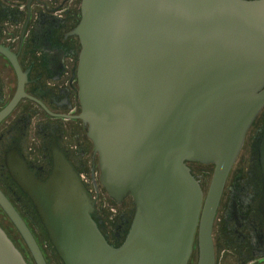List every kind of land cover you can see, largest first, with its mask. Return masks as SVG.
<instances>
[{
    "label": "water",
    "instance_id": "95a60500",
    "mask_svg": "<svg viewBox=\"0 0 264 264\" xmlns=\"http://www.w3.org/2000/svg\"><path fill=\"white\" fill-rule=\"evenodd\" d=\"M71 32L81 42L77 116L99 181L115 201L130 195L133 215L123 241L109 243L95 197L55 143L43 180L8 152L57 255L63 264H186L197 231L196 264H215L214 212L264 104V0H81ZM187 161L214 164L205 196ZM0 207L35 264H47L1 188ZM0 264H28L1 226Z\"/></svg>",
    "mask_w": 264,
    "mask_h": 264
},
{
    "label": "flooded vegetation",
    "instance_id": "af4514ba",
    "mask_svg": "<svg viewBox=\"0 0 264 264\" xmlns=\"http://www.w3.org/2000/svg\"><path fill=\"white\" fill-rule=\"evenodd\" d=\"M80 2L0 0V112L20 90L19 98L0 117V188L17 210L9 196L17 204L32 201L9 173L5 162L8 152L23 157L42 180L50 172L54 143L78 170L80 177L87 168L86 156L89 154L93 189L86 187L83 176L81 180L91 194L98 190V184L101 185L97 152L87 135V124L77 116L81 110L76 78L81 42L71 31L80 18ZM187 163L205 196L214 164ZM191 163L209 166L205 190L207 179L202 173L194 172ZM85 182L89 187L90 183ZM126 199L128 204L118 212L112 233L101 229L102 219L96 206L98 226L113 245L123 241L133 215L130 195L120 203ZM196 232L186 264L197 262ZM211 236L215 264L264 263V104L249 126L241 150L226 174L212 220Z\"/></svg>",
    "mask_w": 264,
    "mask_h": 264
},
{
    "label": "rangeland",
    "instance_id": "374dc122",
    "mask_svg": "<svg viewBox=\"0 0 264 264\" xmlns=\"http://www.w3.org/2000/svg\"><path fill=\"white\" fill-rule=\"evenodd\" d=\"M86 160H87V168L84 171H82L81 174L83 176L84 183H86V187L88 189L89 188L93 189V187L91 186L90 177H89V174H90L89 168H88L90 164L89 154L86 156ZM190 165L195 167L193 170L194 172L202 173L204 175V178L207 179L205 183V188H204L205 190L207 187L208 178H209V173H208L209 166L205 164L199 165L196 163H191ZM96 173L98 174L97 170H96ZM96 178L98 179L97 176ZM85 181H88L90 183L89 187H88V183ZM96 189L98 190L97 191L93 190L92 195L96 198V206L100 213L99 217L102 219L101 229H103L104 231H111L112 233V228L114 226L115 220L117 219V214L120 211V209H123V206H126L128 204V199H126L125 202L120 203V201L113 200L112 197L108 195L106 190L103 187H101L100 184H98V188ZM9 197L13 200L16 207L18 208V211L22 214L23 218L26 220V222L30 226L49 264H62L60 257L55 252L51 242L49 241L46 235L45 229L42 226V223L40 222L38 218L37 212L34 209L33 204L32 203L17 204L12 196H9ZM0 226L6 231L7 235L12 239L14 244L20 249L21 253L23 254L28 264H35L34 259L28 247L26 246L23 238L21 237L20 233L18 232L16 227L13 225L11 220L8 218V216L4 213L1 207H0ZM43 230L45 234H43ZM221 252L222 250L219 249V253Z\"/></svg>",
    "mask_w": 264,
    "mask_h": 264
},
{
    "label": "bare ground",
    "instance_id": "6f19581e",
    "mask_svg": "<svg viewBox=\"0 0 264 264\" xmlns=\"http://www.w3.org/2000/svg\"><path fill=\"white\" fill-rule=\"evenodd\" d=\"M14 225V224H13ZM29 227V226H28ZM17 229V228H16ZM30 229V228H29ZM31 230V229H30ZM32 232V231H31ZM33 234V233H32ZM34 236V235H33ZM36 239V238H35ZM12 240V239H11ZM37 241V240H36ZM38 243V242H37ZM39 245V244H38ZM17 247V246H16ZM40 247V246H39ZM18 248V247H17ZM19 249V248H18ZM44 255V254H43ZM44 258H45V256H44ZM45 260H46V258H45ZM46 262H47V260H46ZM48 264V263H47Z\"/></svg>",
    "mask_w": 264,
    "mask_h": 264
}]
</instances>
